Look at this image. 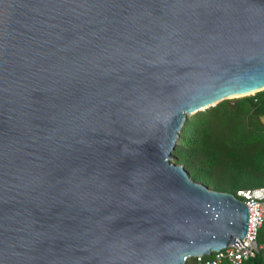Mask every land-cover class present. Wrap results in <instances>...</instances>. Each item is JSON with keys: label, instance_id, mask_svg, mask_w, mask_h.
<instances>
[{"label": "water", "instance_id": "1", "mask_svg": "<svg viewBox=\"0 0 264 264\" xmlns=\"http://www.w3.org/2000/svg\"><path fill=\"white\" fill-rule=\"evenodd\" d=\"M264 89V0H0V264H185L249 209L172 161Z\"/></svg>", "mask_w": 264, "mask_h": 264}, {"label": "trees", "instance_id": "2", "mask_svg": "<svg viewBox=\"0 0 264 264\" xmlns=\"http://www.w3.org/2000/svg\"><path fill=\"white\" fill-rule=\"evenodd\" d=\"M172 161L182 164L193 180L241 199L239 190L264 187V89L190 116ZM258 240L264 245V224ZM185 264H197V258ZM244 264H264V247Z\"/></svg>", "mask_w": 264, "mask_h": 264}, {"label": "built area", "instance_id": "3", "mask_svg": "<svg viewBox=\"0 0 264 264\" xmlns=\"http://www.w3.org/2000/svg\"><path fill=\"white\" fill-rule=\"evenodd\" d=\"M238 195L249 209L247 234L243 239L235 241H239L241 245L229 244L225 249L215 252L212 258L205 259L206 255L195 256L197 264H244L264 247L258 240L259 230L264 224V187L242 189L238 191Z\"/></svg>", "mask_w": 264, "mask_h": 264}]
</instances>
